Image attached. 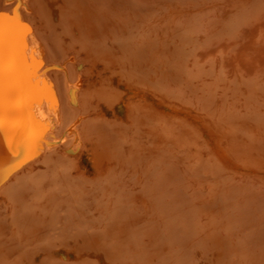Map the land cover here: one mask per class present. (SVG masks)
I'll return each mask as SVG.
<instances>
[{
	"label": "rangeland",
	"instance_id": "rangeland-1",
	"mask_svg": "<svg viewBox=\"0 0 264 264\" xmlns=\"http://www.w3.org/2000/svg\"><path fill=\"white\" fill-rule=\"evenodd\" d=\"M16 1L0 12L41 16L53 55L83 51L68 14ZM67 1L116 61L93 98L110 162L84 156L75 190L49 169L48 195L0 198V264H264V0Z\"/></svg>",
	"mask_w": 264,
	"mask_h": 264
},
{
	"label": "bare ground",
	"instance_id": "bare-ground-1",
	"mask_svg": "<svg viewBox=\"0 0 264 264\" xmlns=\"http://www.w3.org/2000/svg\"><path fill=\"white\" fill-rule=\"evenodd\" d=\"M17 2L18 5L26 4L25 0ZM59 4V0H47L45 4L41 0L40 12L51 15L53 19L66 13L70 16L68 22L81 26L82 32L87 30L89 33L84 36L89 40L85 41L82 52L68 48L70 51L63 52V56L53 55L54 52L45 47L41 31H38L43 27V23L37 20L41 16L37 18L31 14L34 24H29L20 14L18 5L12 13H9L12 9L8 13L0 12V198H39L43 193L44 196L46 193L48 195V187L45 189L41 185L48 183L49 169L56 170V179L63 181L59 184L70 183L75 190L77 183L71 181L69 171L75 165L77 167L84 156L97 170L110 162L112 140L107 133L109 130L105 132L106 127L101 126L103 133H98L101 127L97 118L101 109L95 107H100V104L95 103L93 98L95 94L112 91L116 61L108 51L93 45L89 31L91 27L80 22L86 9L79 5L76 7V4H73L75 7L72 5V9L66 4ZM45 18L48 20L47 16ZM45 27L48 29V26ZM121 68L127 72V67ZM121 75L119 83L127 84ZM130 105V102H126L127 107ZM173 112L175 116L179 115L175 109L168 114ZM216 154L223 161H229L221 150H216ZM90 179L89 182L92 181ZM88 181L81 182L85 184ZM67 188L64 191L67 192ZM55 193L52 191L51 195Z\"/></svg>",
	"mask_w": 264,
	"mask_h": 264
}]
</instances>
